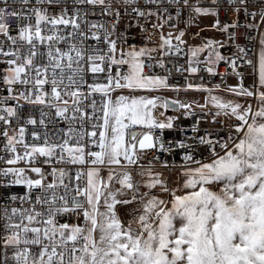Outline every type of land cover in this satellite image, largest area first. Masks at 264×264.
<instances>
[{
  "label": "snow or ice",
  "instance_id": "obj_1",
  "mask_svg": "<svg viewBox=\"0 0 264 264\" xmlns=\"http://www.w3.org/2000/svg\"><path fill=\"white\" fill-rule=\"evenodd\" d=\"M29 2L20 0L23 5ZM42 2L37 0V3ZM80 2L100 6L105 15L112 14L117 21L120 17L119 11L113 12V5L105 0ZM146 2L157 4L158 0ZM15 3L16 0H0V36L9 42L6 51L4 44L0 43V56L7 58L3 61L7 67L3 70L2 80L9 96L4 99H23L30 104L44 105L54 109L57 117L69 123L77 120V114H80L83 127L86 114L81 104L93 93L102 96V115H95L96 102L93 100V115L88 117L94 121L92 130H82L74 145L65 139L62 144L45 140L44 146H29L24 142L23 127L19 128L18 134L13 135H9L7 128L4 129L6 148L15 154L7 160L9 165L21 161L34 165L37 154L46 157L47 162L57 155V149V163L92 165L86 172H76L77 182L82 175L86 176V181L83 187L77 183L73 189L75 195L70 202L63 169L59 170L58 177L57 170L53 169V181L47 184L38 166L28 169L36 174L37 179L26 177L24 168L3 170V175L14 178L12 185L28 189L24 197L11 196V200L20 199L31 203L33 189H40L42 193L35 198V204L40 205L41 210L35 206L22 212L13 208L12 216L19 215V222H14L6 214L7 234L2 241L5 249L14 250L12 259L15 264H264V37L260 39L262 49L257 80L251 88L245 87L242 73L236 71L239 84L228 88L234 96L258 102V110H254L252 104L245 107L231 100H221L211 95V90L203 89L209 92V99L202 107H207L210 102L217 109L215 116L223 115L237 121L232 126L235 139L228 135L221 143L219 139L205 140L201 137L199 143L205 145L211 155L205 159H196L193 154L185 153L182 157L186 162L182 187L170 188L159 173L153 175L151 166L145 169L139 162L145 149L158 148L164 152L171 151V146L165 148L162 141L154 139L151 131L141 135L135 128L141 126L163 132L173 127L172 118L165 121L154 118L152 110L157 108L158 98L118 95L113 99L111 96L116 90L152 92L170 87L166 77L145 75V64L141 58L157 49L137 50L133 46L127 51L120 49L117 56V42L110 39L112 33L116 32L115 23L111 32L103 23H92L89 29L96 31L89 36L79 32L81 25L77 22L78 14L68 18L65 15L50 17L44 9L31 8L29 11L32 15L28 16L24 9L13 7ZM121 3L126 6V11L127 6H131V11L139 17L156 15L151 10H141L136 6L137 0H121ZM167 3L175 7L177 18L182 6L191 8L197 15H217L215 9L190 5L189 0H182V5L181 0H167ZM164 11L168 10L165 8ZM245 12L247 14L246 9ZM32 16L35 17L34 24ZM252 16L255 18L256 13H252ZM171 19L169 15L168 20ZM260 19L264 22V9L260 11ZM13 20L18 25V35L15 36L10 34ZM166 22L163 21L159 27H163ZM216 23L219 25L218 20ZM49 24L51 28L42 34V25ZM59 25H70L73 32L69 36L59 35ZM228 27L225 26L223 30L227 31ZM77 35L82 37L79 43L70 42ZM184 35L181 31L175 37L178 43H184ZM87 39L98 43L102 41L107 45V52L86 46L84 40ZM160 39L162 49L165 46L172 48L171 33L167 38L161 35ZM60 43L67 44V48L58 47ZM213 44L209 40L206 45L191 49L192 57H197ZM40 45H47L46 64L35 62L38 56L45 55L38 51ZM239 51L244 53L243 48ZM215 56L216 61L225 59L218 52ZM246 63L252 65L253 62L247 60ZM192 64L193 60L190 59L188 71L195 73L198 69ZM85 66L94 75L103 74L105 77L104 83L88 85V93L80 90L84 82ZM160 66L163 67V64ZM230 67H236L235 59L231 61ZM207 71L212 75L217 74L212 67H208ZM49 84L50 92L44 87ZM16 85L24 88L18 96L12 94ZM171 103L175 105L178 102ZM159 106L168 108L169 102L164 101ZM179 107L187 110L190 105L181 104ZM0 111L6 113V116L0 115V121L6 125L7 117L16 116V110L12 107H4ZM41 115L43 117L46 114L42 112ZM27 122L37 123L35 119ZM44 123L42 118L40 124ZM74 131L70 129V132ZM192 131H197V128L194 127ZM17 144L23 145V155L17 153ZM180 147L183 149L187 145L181 142ZM105 165L109 168L106 180L100 174ZM136 168L143 170L141 174L147 172L149 182L140 185L134 181L132 173ZM113 181L119 185L115 190H111ZM61 186L65 188L63 195L56 191ZM141 186L149 190L159 187L169 199L148 192L141 194ZM128 192L132 193L131 198L127 197ZM118 205H137L128 213L131 219L119 218ZM65 214L77 216L82 219V224L59 222L58 217Z\"/></svg>",
  "mask_w": 264,
  "mask_h": 264
},
{
  "label": "built area",
  "instance_id": "obj_2",
  "mask_svg": "<svg viewBox=\"0 0 264 264\" xmlns=\"http://www.w3.org/2000/svg\"><path fill=\"white\" fill-rule=\"evenodd\" d=\"M105 2L113 5V12L119 11L120 17L118 21L112 14L105 15L104 10L100 6L81 3L80 0H52L51 3L49 0H43L42 3H37V0H30L28 5H23L20 0H16V3L12 6L17 9H24L25 14L28 16L32 15L31 11H29L31 8L44 9L50 17L65 15L68 18L78 14L77 22L81 25L79 32L87 33L89 36L96 31V29H89V25L92 23H103L109 32L112 31V25L115 23L116 32L112 33L110 39L117 42V56H119L120 49L127 51L133 46L137 50L140 48L157 49L141 58L145 64V75L167 78L170 87L160 88L155 91L157 93H179L185 91L209 93L203 89L211 90V93H217L239 84V78L235 74L236 71L242 73L245 87L257 80L258 52L261 46L260 39L264 33V22L260 19V11L264 9V0H215V3L213 0H189L190 5L215 9L217 15H211V21L203 19L201 15L194 13L191 8H183V6L181 7V14L177 18L175 7L169 5L167 0H158L157 4H148L146 0H137L136 6L141 10L145 12L151 10L156 13V15L146 17H139L135 12L131 11V6H127L126 11V6L121 3V0H105ZM165 8L168 10L167 12L164 11ZM237 8L240 9L239 12L236 11ZM252 13H256L255 18ZM169 15L172 16L171 20H168ZM217 20L219 25L216 23ZM163 21L167 22L163 23V27H159ZM34 22L35 17L32 16V23L34 24ZM231 25L236 26L231 27ZM225 26H229L227 31L223 30ZM17 27L16 21L13 20L12 29L10 30L11 35H18ZM42 28L44 29L42 34H46L51 25H42ZM57 31L62 36H69L73 32L70 25L67 27L59 25ZM181 31L185 33L182 37L184 41L182 44L175 39ZM169 33L172 34V48L168 49L165 46L162 49L160 47L162 43L160 37L163 35L167 38ZM81 39L82 37L77 35L75 40L70 42L79 43ZM209 40L214 42L213 46L205 48L197 57H192L190 50L206 45ZM0 43L4 44L6 51L9 47V42L6 38L0 36ZM84 44L99 48L104 53L107 52V45L102 41L98 43L95 40L87 39L84 40ZM57 46L61 49L67 48L65 43H60ZM240 48L244 49L243 54L240 53ZM38 51L45 55L42 57L38 56L35 62L37 64H46L47 45L38 46ZM217 52L225 59L216 61L215 53ZM210 54L211 63L209 62ZM241 56L243 59H241ZM4 59L7 58L0 56V109L12 107L16 110V116L7 117V125L4 121H0V264H15L12 259L14 250L12 248L5 249L2 241V238L7 234L5 229V224L7 223L6 214L11 216L14 222H19V215L12 216L13 208H17L22 212L24 209L31 210L35 206L37 210H41V206L35 204V198L37 195H42V193L40 189H33L30 197L31 203L28 201L22 202L20 199L11 200V196L24 197L28 189L24 186L12 185L11 181L14 178L11 175H3V170L6 168H24L28 171L30 167L38 166L42 169L44 183L47 184L53 181V176L51 175L53 169L57 170V177L59 176V170L63 169L65 172L64 184L67 185V198L70 202L75 195L73 189L77 186V183L83 187L86 181V176L82 175L80 181L77 182L75 179L76 172H86L92 165L90 163L87 166L72 165L67 162L57 163L59 149H57V155L47 162H45L47 160L46 157H41L37 154L34 165L24 161L9 165L7 160L13 158L15 154L6 148V138L3 135L4 129L7 128L9 135H13L18 134L19 128L23 127L25 129L24 142L29 146H44L45 140L49 143L62 144L65 139L74 145L82 130H92L94 121L88 119V117L93 115L91 107L93 100L96 102L95 115H102L100 111L102 96L99 93H93L81 104V109L86 114L83 127H81L82 121L79 119L80 114H77V120L69 123V121L57 117L54 109L44 105L30 104L23 99L19 101L8 99L6 101L4 98L9 96V93L7 86L2 80L3 70L7 67L3 63ZM190 59L193 60L192 66L198 69L195 73L188 71ZM233 59L236 60L234 69L230 67ZM247 60H251L253 62L252 65L247 64ZM161 64H163V67L160 66ZM208 67H212L217 74H209L207 71ZM126 70L127 68L124 66V71ZM97 82L104 83V75H94L85 66L84 82L80 90L83 93H88V85ZM44 87L50 92V84ZM175 89H179V91ZM21 91H24V88L16 85L12 94L18 96ZM253 102L255 103V101ZM168 109L169 111L163 115L167 118H172L173 127L164 129L163 132L159 129H152L151 131L154 139L162 141L165 144V148L171 146V151L160 152L158 148L144 150L142 159L139 162L144 167L151 166L155 169H164L168 171L169 177L172 176L171 173L174 171L184 170L186 162L182 157L185 153L193 154L196 159H205L211 155L206 146L199 143L201 137L205 140L219 139L221 143L226 140L228 135H232L233 139H235L236 134L232 130V126L237 121L234 118L223 115L215 116L217 111L215 109L201 107H190L187 110L181 107L178 110H172L170 107ZM42 112L46 114L43 117L41 115ZM0 115L6 116V113L0 111ZM68 115L71 116V112ZM42 118L45 121L43 125L40 124ZM29 119H35L37 123L29 124L27 122ZM194 127L197 128L195 132L192 131ZM70 129H75V131L70 132ZM34 133L36 134L35 136L33 135ZM181 142L186 144L187 147L182 149L180 147ZM81 143H84V141L81 140ZM89 147H92V145L89 144ZM16 148L24 149L23 145L20 144H17ZM165 164L167 167H164ZM191 166L195 167L194 164ZM141 170L136 168L133 171L140 172ZM56 191L58 194L63 195L65 188L61 186ZM77 199L82 200L83 197H77ZM58 219L61 223L82 224V219L72 214L62 215ZM5 255L8 257L7 260H5Z\"/></svg>",
  "mask_w": 264,
  "mask_h": 264
},
{
  "label": "rangeland",
  "instance_id": "obj_3",
  "mask_svg": "<svg viewBox=\"0 0 264 264\" xmlns=\"http://www.w3.org/2000/svg\"><path fill=\"white\" fill-rule=\"evenodd\" d=\"M264 37V33L263 36ZM260 54V52H259ZM258 61H259V56H258ZM253 84L251 83L249 86H247L248 88H251ZM229 88V87H228ZM228 88L221 90L217 93H211V95L217 96L219 97L221 100L224 101H234L237 103H240L242 105H244L245 107L248 106V104H252L254 110H258L259 108V103L255 101V103L253 102L252 99L250 98H241V97H237L234 96L232 94L229 93ZM118 95H129V96H143L146 98H158V106L157 108L153 109V115L154 118L159 120V121H165L167 119V117H165L163 114L165 112L169 111V107L168 108H163L160 107L159 105L162 104L164 102V100L160 97V96H165L168 99L172 100V101H177L179 105L183 104V105H190V107H201V108H207V109H215L214 107H212L211 103H208L207 107H202V105H204L206 103V101H208L209 99V93H205V92H196V91H185V92H162V93H157L155 91L152 92H147V91H137V92H129L127 89H123L122 91H115L113 93H111V96L113 99H115L116 96ZM217 110V109H215ZM135 130H139L141 132V135L143 133H147L150 132V129L141 127V126H137L135 128ZM151 134L153 135L152 131ZM145 150H149V149H145ZM25 152V149H21L18 148L17 149V153H19L20 155H23ZM149 167V166H147ZM147 167H144L145 169ZM152 168V167H151ZM143 170H141L140 172H134L133 171V177H134V181L140 185H143L147 182H149V177L147 175V172L145 171L143 174H141ZM184 170H179V171H174L173 173H171L172 176H169L168 171L164 170V169H155L152 168V172L153 175L159 173L160 174V178L162 180H164L168 186L170 188H177V187H182V183L184 180V176L182 175ZM109 172V168L107 165H105L102 170H101V176L106 180L107 179V175ZM25 176L29 177L31 179H37L38 177L36 176L35 173H32L31 171H25ZM119 185L113 181L112 185H111V190H115L116 188H118ZM148 192L151 195H156L159 196L162 199L168 200L169 197L166 193L162 192V190L157 187L155 189H147L141 186L140 188V193H145ZM128 198H131L132 193L128 192L126 193ZM101 203H103V201H101ZM137 205H127V206H123V205H118L117 206V214L119 216V218L121 220H127V219H131V217L128 215L129 211L135 207ZM101 210L103 211V208H101Z\"/></svg>",
  "mask_w": 264,
  "mask_h": 264
},
{
  "label": "water",
  "instance_id": "obj_4",
  "mask_svg": "<svg viewBox=\"0 0 264 264\" xmlns=\"http://www.w3.org/2000/svg\"><path fill=\"white\" fill-rule=\"evenodd\" d=\"M164 101H168L169 102V107L172 109V110H178L180 107H179V104H175L173 105L171 102L172 100L168 99L167 97L165 96H160ZM137 133L140 134V131L139 130H135Z\"/></svg>",
  "mask_w": 264,
  "mask_h": 264
},
{
  "label": "bare ground",
  "instance_id": "obj_5",
  "mask_svg": "<svg viewBox=\"0 0 264 264\" xmlns=\"http://www.w3.org/2000/svg\"><path fill=\"white\" fill-rule=\"evenodd\" d=\"M203 19L205 20H212V16L211 15H205V16H202Z\"/></svg>",
  "mask_w": 264,
  "mask_h": 264
},
{
  "label": "crops",
  "instance_id": "obj_6",
  "mask_svg": "<svg viewBox=\"0 0 264 264\" xmlns=\"http://www.w3.org/2000/svg\"><path fill=\"white\" fill-rule=\"evenodd\" d=\"M262 46H260L259 52H261ZM259 52H258V56H259ZM257 68H258V59H257ZM258 75V73H257Z\"/></svg>",
  "mask_w": 264,
  "mask_h": 264
}]
</instances>
